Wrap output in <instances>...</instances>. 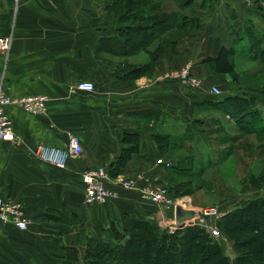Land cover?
Here are the masks:
<instances>
[{"label": "crops", "instance_id": "1", "mask_svg": "<svg viewBox=\"0 0 264 264\" xmlns=\"http://www.w3.org/2000/svg\"><path fill=\"white\" fill-rule=\"evenodd\" d=\"M258 4L260 8L239 0H190L181 10L191 17L182 38L164 51L150 72L130 84L119 82L120 71L100 60L102 54H111L96 50V43L115 28L134 23H122L101 0H0V36L11 35L7 59L0 53L5 93L48 96L43 115L6 108L17 141L0 140V199L20 203L28 226L0 222V264H66L67 250L83 249L89 237L103 239L112 222L130 227L139 218L153 216L151 205L141 203L137 191L119 186L116 198L87 204L80 174L95 166L111 167L125 147L131 148L123 141L127 133L138 135V148L127 153L120 173L147 171L152 184L162 186L153 170L166 168L156 160L175 164L171 152L182 146L160 150L153 135L183 139L186 123H211L216 117L203 109L212 99L209 93L201 95L167 74L189 62L204 89L217 86L220 75L229 80L228 73L211 72L205 59L224 50L232 51L234 68L241 50L247 60L255 59L252 34L264 35V0ZM148 61L149 56L144 63ZM88 79L93 91L73 89ZM149 111L157 115L148 118ZM70 132L79 136L83 151L64 169L34 154L38 144L63 146ZM200 137L193 132L194 139Z\"/></svg>", "mask_w": 264, "mask_h": 264}, {"label": "trees", "instance_id": "2", "mask_svg": "<svg viewBox=\"0 0 264 264\" xmlns=\"http://www.w3.org/2000/svg\"><path fill=\"white\" fill-rule=\"evenodd\" d=\"M172 1L178 3V11L169 14L157 13V8L160 6L158 2L148 4L146 0L114 1L112 7L115 6V14L119 16L121 22L128 21L134 24L117 27L113 30L112 35L100 38L96 43V50L121 56L136 54L143 50L148 54L149 61L131 66L124 72L132 80L150 72L165 51L162 37L167 33L166 31L171 29L186 31L188 23L191 21V17L181 12L183 6L190 4V0ZM255 3L260 8L258 0H252L248 6L251 7ZM252 36L253 44L257 47L254 58L259 60L263 67L262 71H264V48L260 47L261 44L264 45V35L252 34ZM175 43L174 40L171 44ZM221 53L215 58L205 59L209 70L228 73L233 77L232 51L224 50ZM257 90L264 91L261 88L241 86L235 90L237 92L234 94L221 95V93L217 95L219 97L203 103V109L206 112L211 111L216 114L211 123L209 120L206 122L194 120L190 124H185L183 139H173L157 133L153 135V140L158 148L163 150L170 148V144L183 147L184 140L193 138L194 131L202 135L201 139H207L212 133L217 132L219 112L229 114L235 124H231L226 137L236 138L239 136L234 133L237 129L242 134H264V113L258 107L260 105L263 108L264 97L259 96L260 94L256 92H251L256 93L254 97L246 94L249 93L246 91ZM261 94L264 95V92ZM156 115V112L149 111V117H147L151 118ZM200 138H196L197 141L193 146H197L201 142ZM123 141L130 144L131 148L125 147L117 160L107 169L112 178L120 174L121 168L128 159L127 153L130 150V152H134L138 148V135L126 133ZM206 143L211 144V142ZM191 149L192 146H190ZM190 158H194V156L190 154ZM169 162L168 166L165 163L162 165L166 169L173 167L178 171H189L186 168L174 167L172 162ZM249 180L251 187L258 189L264 181V175L259 178L252 176ZM118 223L110 224L103 239L86 238L81 254L80 250L76 248L67 250L64 257L66 264H264V228L260 226V223H264V195L242 199L231 210L223 214L217 221L218 231L221 233L220 238L211 236L207 230L198 225L185 224L170 231L150 220L139 219L134 221L128 229L122 228V231H119ZM245 232L251 234L249 239H246L249 245L241 247L238 241L242 240L240 235ZM228 241L232 250V259L226 252Z\"/></svg>", "mask_w": 264, "mask_h": 264}, {"label": "rangeland", "instance_id": "3", "mask_svg": "<svg viewBox=\"0 0 264 264\" xmlns=\"http://www.w3.org/2000/svg\"><path fill=\"white\" fill-rule=\"evenodd\" d=\"M101 1L106 4L105 7L108 12L116 13L115 6L112 7L113 2L116 0ZM146 2L148 4L158 2L160 6L157 8V13L159 14H169L173 11H178L176 2H173L172 0H146ZM166 32L167 33H165L162 37L164 39L165 52L173 48L171 43L174 40L176 42L178 38H182L184 35V31L179 32L175 29L167 30ZM260 47H263V45L261 44ZM245 53V50H241L236 54V65L234 68L233 77H230V79L227 80V77L225 76L228 75L218 76L219 79L216 83L221 89V95L234 94L236 89L234 91L231 89L241 86L247 88L255 87L264 89V71H262L263 67L261 66L258 59H253L252 61L247 60L249 56L245 55ZM128 56L129 55L121 56L102 54L100 56V60L105 61L110 69L120 71L121 77L117 79L119 82L122 81L124 83L131 84L134 79H130V76L126 74L124 70L134 65L143 64L144 60L148 58V55L142 50L130 57ZM218 83H220V85ZM209 86H207V89L199 87L197 88L199 90H196L195 92H199L201 95L206 92L208 93ZM246 92H249L246 94L251 97H254V94L256 93H259V96L264 97V95L261 94L264 92L263 90ZM210 96H212L211 98L213 99L219 97L213 95ZM258 107L264 113V106L263 108H261L262 106L260 105ZM206 115L207 114H200L202 117ZM207 117L208 116H206V118ZM217 118V126L215 125L217 132L212 133L209 137H207V139L200 138V147L193 146L194 142L197 141L196 138H186L184 140L185 143L183 147H179V150H174L171 152L172 158L175 160L173 163L176 162L173 164L174 167L177 166L178 168H186L189 171L186 170L182 172L173 169V167L165 170H153L154 175L157 177V181L162 186L158 185L154 179H151L155 182V184L158 185H156L157 187L168 191V194L171 198H173V201L181 202L194 209L205 210V208L208 207L217 208V210H219L218 214L215 216L211 215L208 219H205L204 222L194 221L186 224L189 226L198 225L203 227L209 233L210 231L208 228L211 226L218 229L217 226L219 222L217 223V221H219L223 214L238 204L240 200L261 197L264 195V181L261 187L258 189L251 187L249 184V179L252 176L259 178V176L264 175V134H242L237 129L234 133L238 134L239 136L236 138L226 137L225 135L228 131H230L231 124L235 125L234 121H232V118L229 116V114L226 115L221 112H219ZM206 142H211V144L208 145ZM190 146H192L191 150ZM190 154L191 156H194V158H190ZM147 173V171H134L130 174L120 173L117 176L128 179L132 176L140 175L141 179L150 181ZM141 199L146 202L145 203L142 201L141 203L151 205L153 216L150 218L147 217L139 219L150 220L151 222L158 224V226L161 228L170 231L175 229L168 227V222L163 224L161 212L156 205L149 203L147 199L142 197ZM260 226L261 228H264V223H260ZM117 227L119 231H122V228H129L124 225L123 221L119 222ZM219 234L220 235H218L216 238L221 237V233ZM210 235L215 237L212 235V233H210ZM250 235L251 234L247 232L240 235L242 242L238 241V243L240 242L241 247L249 245L246 239H249ZM119 242L122 243L121 241ZM229 243V241L226 243V252L232 259V250ZM81 252L82 251L80 250V254Z\"/></svg>", "mask_w": 264, "mask_h": 264}, {"label": "built area", "instance_id": "4", "mask_svg": "<svg viewBox=\"0 0 264 264\" xmlns=\"http://www.w3.org/2000/svg\"><path fill=\"white\" fill-rule=\"evenodd\" d=\"M246 5H249L252 0H239ZM11 46V35L0 36V53L4 59H7L8 52ZM169 78H175L185 87L193 89L202 87V80L192 72L190 63H187L179 71H173L167 74ZM95 88L91 80H80L76 82L73 89L91 92ZM208 93L213 96L221 94V89L216 85H210ZM48 96L43 93L10 96L5 93V90L0 82V140L15 142L17 141L16 133L13 129L12 120L6 108L13 106L21 109L23 112L30 115H43L47 110ZM67 140L63 146L38 144L34 148V154L43 162L51 164L54 167L64 169L67 161L70 158H78L82 154L83 148L79 136L75 133H67ZM157 164L165 163L166 166L170 165L169 161L157 159ZM84 182V200L87 204H101L112 200L118 196L116 186L127 190L137 191L142 198L153 205H156L161 212L163 224L168 222L167 226L176 228L174 214L175 207L180 205L184 208H192L186 206L181 202L173 201L168 192L161 189L151 181L141 179L140 175L132 176L128 179L121 178V176L110 177L107 168L104 166H95L80 174ZM200 211L191 222H204L211 215L218 214L217 208L208 207L204 209H196ZM8 221L20 229H25L28 226L27 218L23 213L22 206L18 202L6 201L0 199V222ZM187 224V223H186ZM208 230L212 235L217 237L219 231L217 228L209 227Z\"/></svg>", "mask_w": 264, "mask_h": 264}, {"label": "water", "instance_id": "5", "mask_svg": "<svg viewBox=\"0 0 264 264\" xmlns=\"http://www.w3.org/2000/svg\"><path fill=\"white\" fill-rule=\"evenodd\" d=\"M175 224L177 226L185 225L186 223H189L193 221L197 216L200 215V211L194 209V208H184L180 205H177L175 207Z\"/></svg>", "mask_w": 264, "mask_h": 264}]
</instances>
